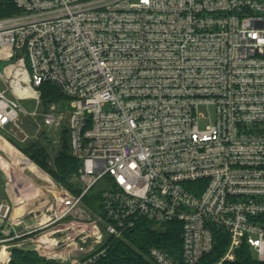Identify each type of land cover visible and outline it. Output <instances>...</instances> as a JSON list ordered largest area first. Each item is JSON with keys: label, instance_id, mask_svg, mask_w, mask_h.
I'll return each instance as SVG.
<instances>
[{"label": "built area", "instance_id": "built-area-1", "mask_svg": "<svg viewBox=\"0 0 264 264\" xmlns=\"http://www.w3.org/2000/svg\"><path fill=\"white\" fill-rule=\"evenodd\" d=\"M1 3L14 12L0 18V129L26 143L22 119L40 115L44 83L57 87L74 112L53 104L42 116L53 130L69 120L82 192L0 134L45 182L7 171L0 147L11 199L0 189V264L11 263V247L95 264L141 220L182 225L181 260L152 249L154 264H201L217 232L229 247L214 264L235 262L243 246L264 262V0ZM100 183L97 213L84 198Z\"/></svg>", "mask_w": 264, "mask_h": 264}, {"label": "trees", "instance_id": "trees-1", "mask_svg": "<svg viewBox=\"0 0 264 264\" xmlns=\"http://www.w3.org/2000/svg\"><path fill=\"white\" fill-rule=\"evenodd\" d=\"M13 12V9L8 8L6 4H0V18L7 17ZM39 90L45 111L51 105L67 99L57 87L49 83H44ZM28 129H31V133L35 132V127L30 126V124ZM12 144L54 181L71 191L72 181L79 173L81 162L71 156L69 131L66 127L62 130L57 144H54V139L49 137L46 131H42L39 138L33 137L26 143ZM99 197L100 195L98 199ZM109 245L106 257L95 264H154L150 259L152 249H159L173 260L180 261L183 253L182 225L178 222L159 225L148 220H141L124 235L123 239L111 241ZM228 247L227 237L217 232L215 248L211 254L203 258L201 264L219 262L224 257ZM10 264L58 263L48 262L40 258L35 252L14 250ZM225 264H264V262H260L248 246H243L237 252L235 262Z\"/></svg>", "mask_w": 264, "mask_h": 264}, {"label": "rangeland", "instance_id": "rangeland-1", "mask_svg": "<svg viewBox=\"0 0 264 264\" xmlns=\"http://www.w3.org/2000/svg\"><path fill=\"white\" fill-rule=\"evenodd\" d=\"M59 108H60V111L65 114V115H70L71 113L74 112V108L72 106V103L70 102V100L68 99H64L62 101H60L59 103ZM22 105L24 107H26L27 109H29L30 111H34L35 110V105L32 101H24L22 102ZM52 106V105H51ZM50 106V107H51ZM49 107V109H50ZM48 109V110H49ZM47 111V110H46ZM43 108V105H42V108L41 110H39V113L40 115H38L37 117L35 118H23L22 119V123L20 124V126L28 133V135L30 136V138H39V134L42 132V131H46L48 134H49V137L55 139V137L60 136V134L62 133V130L64 129V127H66L68 129V124H69V120H66L62 127L60 129H57V130H53V129H48L45 127V124H44V120H43V116H42V113L46 112ZM33 126L35 127V132L34 133H31L30 130L31 129H28V126ZM0 134L5 136L6 138H8L10 140L11 143H14L15 145H19L21 143H19L18 141L14 140L12 137H9L10 133L7 131V130H1L0 129ZM0 139H3L0 137ZM4 140V139H3ZM11 146V145H10ZM14 148V147H13ZM15 149V148H14ZM7 152V151H5ZM10 156H11V153H8ZM43 173H46L44 172L43 170H41ZM26 176L29 177L34 183L38 184V185H42V184H45L44 181H41L40 179H38V177L36 175H34L32 172H30V170H27L25 172ZM22 178H21V181H20V186L22 187V189L24 191H27V192H30L28 191L29 189H31V187L24 181L22 182ZM0 189L2 190L4 196H5V181L3 179V176L2 174L0 173ZM105 188L103 186L102 183H100L98 186H96L85 198H84V202L90 207L92 208L95 212L97 213H101V204H100V201L98 199V196L100 195V193L102 191H104ZM70 191V190H69ZM72 191V192H71ZM71 193L74 194V195H80L82 190H81V187L79 186V183L78 181L74 178L73 181H72V184H71ZM26 192V193H27ZM12 193V192H11ZM8 203H10V201L6 198L5 199ZM11 252H12V257H13V251L14 250H20L18 249L17 247H11ZM20 251H25L27 252V250H20Z\"/></svg>", "mask_w": 264, "mask_h": 264}, {"label": "bare ground", "instance_id": "bare-ground-1", "mask_svg": "<svg viewBox=\"0 0 264 264\" xmlns=\"http://www.w3.org/2000/svg\"><path fill=\"white\" fill-rule=\"evenodd\" d=\"M19 95L25 94L26 92L18 90ZM0 147L3 148L7 153H11V163H8L6 161H3V167L8 171L10 167L14 166L17 167V169L20 171V173L23 172V170H30L32 172L41 174V172L38 170V168L30 163L18 150L14 149L10 144H8L5 140L0 139ZM35 187V186H34ZM29 208L28 205H25L23 207H20L16 210L15 214L18 216L23 211L27 210Z\"/></svg>", "mask_w": 264, "mask_h": 264}, {"label": "crops", "instance_id": "crops-1", "mask_svg": "<svg viewBox=\"0 0 264 264\" xmlns=\"http://www.w3.org/2000/svg\"><path fill=\"white\" fill-rule=\"evenodd\" d=\"M10 195H12L11 191L9 192ZM8 199L9 201L11 200L10 197L7 195V193L5 192V199Z\"/></svg>", "mask_w": 264, "mask_h": 264}, {"label": "water", "instance_id": "water-1", "mask_svg": "<svg viewBox=\"0 0 264 264\" xmlns=\"http://www.w3.org/2000/svg\"><path fill=\"white\" fill-rule=\"evenodd\" d=\"M7 65H8L7 62H3V63L1 64V67L4 68V67L7 66Z\"/></svg>", "mask_w": 264, "mask_h": 264}]
</instances>
